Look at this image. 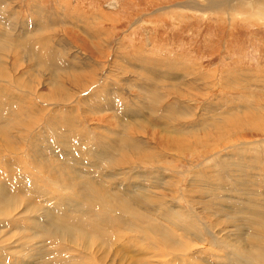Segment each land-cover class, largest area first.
<instances>
[{
    "label": "rangeland",
    "instance_id": "1",
    "mask_svg": "<svg viewBox=\"0 0 264 264\" xmlns=\"http://www.w3.org/2000/svg\"><path fill=\"white\" fill-rule=\"evenodd\" d=\"M263 227L264 0H0V264H260Z\"/></svg>",
    "mask_w": 264,
    "mask_h": 264
},
{
    "label": "bare ground",
    "instance_id": "2",
    "mask_svg": "<svg viewBox=\"0 0 264 264\" xmlns=\"http://www.w3.org/2000/svg\"><path fill=\"white\" fill-rule=\"evenodd\" d=\"M16 42H18V41H16ZM20 42V41H19ZM25 43V42H24ZM23 43V44H24ZM21 44V43H20ZM18 45V44H17ZM47 47V46H46ZM26 49H28L30 52L31 51H33V52H36V49H35V47L32 45V43L31 42H28V41H26ZM39 52H37L36 54H35V57L36 58H38V60H39V62H40V64H42L43 62H44V64L47 62L48 63V61H49V59H53L52 58V56L53 55H51V54H48V53H43V52H40L39 54H38ZM33 54V53H32ZM37 55V56H36ZM54 60V59H53ZM38 61H37V63H39ZM96 103V102H95ZM167 118V117H166ZM164 122V121H163ZM168 123V122H167ZM167 125V124H166ZM165 127H167V126H165ZM90 190V189H89ZM91 193V192H90ZM86 194L88 195L89 194V192L87 191L86 192ZM91 195V194H90ZM5 200V199H4ZM4 206V205H3ZM8 211V210H7ZM183 216H185V215H183ZM183 216H181L182 217V219L184 220V219H186L185 217H183ZM237 216V215H236ZM236 216H234V217H236ZM238 217V216H237ZM57 220H55V222H59V224H54V228L55 229H58L59 231H64L66 234H68V235H70V236H76V235H78V236H81L82 234V229L81 228H79L76 224L78 223V222H70L68 219H58V218H56ZM234 219V218H233ZM236 219V218H235ZM74 220V219H73ZM76 220V219H75ZM78 220V219H77ZM237 220V219H236ZM241 220V219H240ZM49 221V220H48ZM54 221V220H53ZM170 221V218H168V222ZM234 221V220H233ZM80 222H82V221H80ZM50 223H51V227H52V221H50ZM49 223V224H50ZM236 223V222H235ZM47 224V223H46ZM79 224V223H78ZM92 224V223H91ZM152 224V223H151ZM169 224H171V223H169ZM88 225H90V224H87V226ZM152 225H154V224H152ZM83 226V225H82ZM91 227V226H90ZM151 227V226H150ZM167 227V226H166ZM83 229H84V227H82ZM158 227L155 225L153 228H152V230H158L157 229ZM172 228V227H171ZM238 228V227H237ZM236 228V229H237ZM240 228V227H239ZM264 228V227H263ZM48 229V228H47ZM50 229V228H49ZM76 229H78V231H76ZM79 229H81V230H79ZM89 229V228H88ZM93 229V228H92ZM240 229H242V228H240ZM239 229V230H240ZM164 230V229H163ZM151 231V230H150ZM76 232H78V234L76 233ZM88 232V231H87ZM87 232H84V233H87ZM156 232V231H155ZM166 232V231H165ZM83 233V234H84ZM161 233V232H160ZM162 233H163V231H162ZM88 234V233H87ZM62 236V235H61ZM83 236V235H82ZM92 236V235H91ZM171 239V235H169V233H165L164 234V236H163V240L166 242V243H168L170 246H172V248H175V249H178L179 247H180V245H179V243L176 241V240H174V238H173V240H170ZM171 241V242H170ZM229 241H231V240H229ZM195 244L197 245V246H199V244H197V241L195 240ZM201 245V244H200ZM200 247V246H199ZM218 256V255H217ZM221 259V258H220ZM228 260V258H225L224 256L222 257V261H225L227 264H234L233 262L231 263V261L229 260V261H227ZM255 259L257 260V259H260L261 260V262H259L260 264H264V254H262V253H259V254H257L256 256H255Z\"/></svg>",
    "mask_w": 264,
    "mask_h": 264
}]
</instances>
